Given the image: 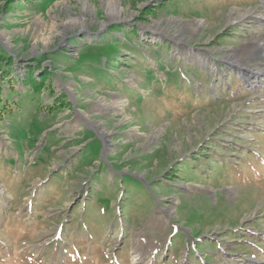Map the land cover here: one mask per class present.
<instances>
[{"label":"rangeland","instance_id":"1","mask_svg":"<svg viewBox=\"0 0 264 264\" xmlns=\"http://www.w3.org/2000/svg\"><path fill=\"white\" fill-rule=\"evenodd\" d=\"M114 1L0 0V264H264V0Z\"/></svg>","mask_w":264,"mask_h":264},{"label":"bare ground","instance_id":"2","mask_svg":"<svg viewBox=\"0 0 264 264\" xmlns=\"http://www.w3.org/2000/svg\"><path fill=\"white\" fill-rule=\"evenodd\" d=\"M114 1V0H113ZM115 2V1H114ZM117 3L115 2L114 3V8L112 9V10H109V12H108V15H109V17H110V19L112 20V19H116L117 18V16H118V14H119V9H118V6L116 5ZM113 6V5H112Z\"/></svg>","mask_w":264,"mask_h":264},{"label":"trees","instance_id":"3","mask_svg":"<svg viewBox=\"0 0 264 264\" xmlns=\"http://www.w3.org/2000/svg\"><path fill=\"white\" fill-rule=\"evenodd\" d=\"M32 82H34V80H33V79L31 80V82H30V83H31V86H32V88H33V87L35 88L36 84H34V85H33V84H32Z\"/></svg>","mask_w":264,"mask_h":264}]
</instances>
